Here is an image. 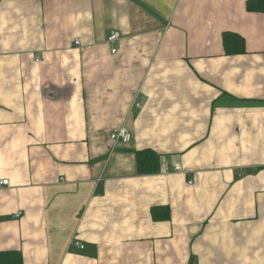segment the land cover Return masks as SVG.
Wrapping results in <instances>:
<instances>
[{
	"label": "crops",
	"instance_id": "crops-1",
	"mask_svg": "<svg viewBox=\"0 0 264 264\" xmlns=\"http://www.w3.org/2000/svg\"><path fill=\"white\" fill-rule=\"evenodd\" d=\"M248 1L0 0L1 251L264 264V13ZM142 151L157 172L139 174Z\"/></svg>",
	"mask_w": 264,
	"mask_h": 264
},
{
	"label": "trees",
	"instance_id": "trees-1",
	"mask_svg": "<svg viewBox=\"0 0 264 264\" xmlns=\"http://www.w3.org/2000/svg\"><path fill=\"white\" fill-rule=\"evenodd\" d=\"M247 10L250 12L264 13V0H249L247 2ZM223 46L225 54L228 56H237L245 53V41L243 37L233 32H227L223 35ZM137 160L140 175H148L157 172L159 166V156L154 152H138ZM152 213L157 220H169L170 218V212L167 208H155ZM159 213H162L163 216H160ZM0 264L24 263L21 253L0 250Z\"/></svg>",
	"mask_w": 264,
	"mask_h": 264
},
{
	"label": "built area",
	"instance_id": "built-area-1",
	"mask_svg": "<svg viewBox=\"0 0 264 264\" xmlns=\"http://www.w3.org/2000/svg\"><path fill=\"white\" fill-rule=\"evenodd\" d=\"M120 38V34L119 33H113L108 41L109 43H115L118 39ZM74 45L76 47H80L81 46V41L80 40H76ZM113 53H116V50L113 49ZM41 60V58L38 56L36 61L39 62ZM137 106H140V103L137 104ZM111 140L113 141V143H117V144H128L131 141V134L128 132V130L124 127L119 128L117 130H115L112 134H111ZM175 171L179 172L180 169L178 167H175ZM9 184L8 180H4L1 182V185L7 186ZM189 184L192 185L193 181L190 180ZM20 215H18L19 217ZM71 246L74 247H79L80 249H84V246L77 241L76 239H73L70 243Z\"/></svg>",
	"mask_w": 264,
	"mask_h": 264
}]
</instances>
